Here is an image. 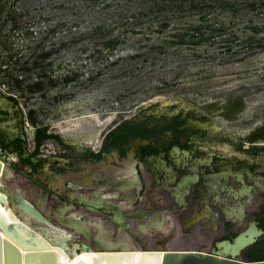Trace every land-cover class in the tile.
I'll return each mask as SVG.
<instances>
[{"label":"flooded vegetation","instance_id":"af4514ba","mask_svg":"<svg viewBox=\"0 0 264 264\" xmlns=\"http://www.w3.org/2000/svg\"><path fill=\"white\" fill-rule=\"evenodd\" d=\"M0 92L12 102L0 108V157L18 169L13 180L31 189L27 199L40 200L54 224L57 210L82 198L101 209L74 204L65 216L107 242L264 261L263 130L240 136L220 121L218 104L207 108L181 95L73 138L30 128L16 97ZM115 212L128 228L112 219ZM241 235L253 241L237 253L230 247Z\"/></svg>","mask_w":264,"mask_h":264},{"label":"rangeland","instance_id":"374dc122","mask_svg":"<svg viewBox=\"0 0 264 264\" xmlns=\"http://www.w3.org/2000/svg\"><path fill=\"white\" fill-rule=\"evenodd\" d=\"M134 5L124 0H0V89L20 102L30 128L60 133L76 130L78 123L82 126L74 135L85 125L106 131L137 117L142 105L146 109L181 95L197 101L243 98L252 117L235 127L264 119V17L219 9L204 22L199 16L173 20L159 35L148 24L135 25ZM191 22L216 29L218 38L198 46L166 45L163 54L147 52L164 39L176 41L173 36ZM99 25L105 26L104 36ZM254 27L263 32L254 33ZM113 38L121 43L111 53L105 42ZM137 52L139 57H127ZM119 58L122 62L113 67ZM38 81L43 85L34 90ZM9 205L17 210L15 203Z\"/></svg>","mask_w":264,"mask_h":264},{"label":"water","instance_id":"95a60500","mask_svg":"<svg viewBox=\"0 0 264 264\" xmlns=\"http://www.w3.org/2000/svg\"><path fill=\"white\" fill-rule=\"evenodd\" d=\"M186 97H177L172 101H182ZM12 102L0 92V108L10 106ZM142 105L140 108H144ZM4 164V165H3ZM18 169L10 161L0 157V188L11 197L17 210L0 212V264H68L65 256L72 257L70 264H264V261L245 262L231 259L223 254H209L198 251H171L156 248L150 250L133 248L122 242H107L103 233L92 235L88 226L75 217H66L65 211L73 205H90L101 209L99 203H87L79 198L78 202L68 201L70 207H61L54 214L58 225L50 221L41 212V205L34 206L27 197L33 195L31 189L17 186L13 180V172ZM0 194V202L6 203L7 198ZM28 195V196H27ZM41 203V202H40ZM112 219L120 226L128 228L118 212ZM132 218V216H129ZM39 222L43 225L32 223ZM46 225V226H45ZM50 227V228H49ZM260 233V232H259ZM3 235L7 239L3 238ZM239 236L236 245H231L235 252L241 251L246 244L253 241ZM84 238L83 245L74 244ZM56 248L63 254L59 255Z\"/></svg>","mask_w":264,"mask_h":264},{"label":"trees","instance_id":"16d2710c","mask_svg":"<svg viewBox=\"0 0 264 264\" xmlns=\"http://www.w3.org/2000/svg\"><path fill=\"white\" fill-rule=\"evenodd\" d=\"M92 4L102 0H87ZM129 4H135L134 8L136 12L134 16H137L135 19L136 26H145L148 24L149 30L153 34H163L165 30L170 28L171 21L182 19L186 16H199V21L204 22L209 18V13L216 12L219 9L228 10L231 9L233 14L238 16L242 11H247V15L264 17V0H124ZM121 2V0H120ZM120 13L118 14H122ZM156 25H158L156 27ZM134 27V25H132ZM132 27V32L138 34L136 30ZM105 26L99 25L97 31H101L102 35ZM221 31L220 29H218ZM254 33L263 32V29L254 27L252 28ZM216 29L211 27H205L204 23L196 24L194 22L188 23L185 25L184 29L173 37L176 38V41L163 40L160 45H152L148 53H160L163 54L167 52L166 45L172 46H182V45H195L198 46L201 43H212L217 39ZM200 38V39H199ZM199 39V41L197 40ZM121 43L119 39H110L105 42V49L108 52L118 51V46ZM105 52V50H104ZM103 53V52H102ZM144 55V54H143ZM49 54H46V57ZM140 53L137 52L136 55L130 54L127 57L133 59L139 57ZM124 58V57H123ZM122 62V59L119 58L117 61L112 63V66H117ZM133 68V67H132ZM69 83L70 79H65ZM53 82V81H51ZM43 82L38 81V84H35L34 90L41 89Z\"/></svg>","mask_w":264,"mask_h":264},{"label":"bare ground","instance_id":"6f19581e","mask_svg":"<svg viewBox=\"0 0 264 264\" xmlns=\"http://www.w3.org/2000/svg\"><path fill=\"white\" fill-rule=\"evenodd\" d=\"M258 93V92H257ZM198 102L207 107V108H211L212 106L218 104L222 109L219 111V118L220 121L223 124L226 125H235L236 123H239L245 119H250L251 116V112L249 110V103H247L246 101H244V99L242 98L241 100L239 99V97H235L233 99L231 98H199ZM233 115L231 117H228V115ZM251 116V117H250ZM79 120V119H78ZM70 125H72L74 123L73 122H69ZM85 125V124H84ZM103 125V124H101ZM73 126L76 128V130L70 129H64L61 130L60 133L64 134V135H68L71 136L73 138L76 137V135L72 134L75 133L77 130H79V128L82 125H78V123H74ZM87 127V129H84V131H91L90 127L88 125H85ZM72 128V127H70ZM100 128V127H99ZM232 130L236 133H238V135L240 136H248L251 134L256 133L257 131L263 130L264 131V119L260 118L258 119L256 122H254L252 125L249 126H244V127H232ZM0 194H4V192L0 191ZM7 198V202L6 203H1L0 202V212L5 213L4 211L6 210V213L8 211L9 212H14V209L9 205V199L8 196L6 194H4ZM33 223V221H32ZM4 239H7L5 237V235H3ZM56 251H58V254L61 255L63 254L62 251L58 248H56ZM65 261L66 263L70 264L72 263L73 259L72 257L69 256H65ZM150 264L152 262H149Z\"/></svg>","mask_w":264,"mask_h":264}]
</instances>
